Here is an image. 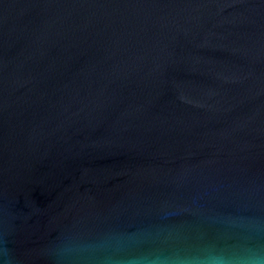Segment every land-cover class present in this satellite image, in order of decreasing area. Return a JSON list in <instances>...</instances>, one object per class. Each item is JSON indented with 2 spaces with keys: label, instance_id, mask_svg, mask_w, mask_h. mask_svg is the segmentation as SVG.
<instances>
[{
  "label": "water",
  "instance_id": "water-1",
  "mask_svg": "<svg viewBox=\"0 0 264 264\" xmlns=\"http://www.w3.org/2000/svg\"><path fill=\"white\" fill-rule=\"evenodd\" d=\"M0 264H264V0H0Z\"/></svg>",
  "mask_w": 264,
  "mask_h": 264
}]
</instances>
